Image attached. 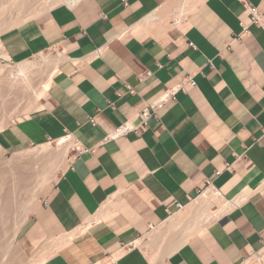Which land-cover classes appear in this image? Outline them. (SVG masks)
Listing matches in <instances>:
<instances>
[{
	"label": "crops",
	"instance_id": "0c3cea01",
	"mask_svg": "<svg viewBox=\"0 0 264 264\" xmlns=\"http://www.w3.org/2000/svg\"><path fill=\"white\" fill-rule=\"evenodd\" d=\"M247 5L264 16V0H81L1 34L4 62H62L33 108L0 129V148L70 138L83 151L20 228L29 259L239 264L263 247L264 28ZM190 76L196 86L159 118L103 142ZM209 183L232 203L227 213L157 259L137 245L190 212Z\"/></svg>",
	"mask_w": 264,
	"mask_h": 264
},
{
	"label": "rangeland",
	"instance_id": "374dc122",
	"mask_svg": "<svg viewBox=\"0 0 264 264\" xmlns=\"http://www.w3.org/2000/svg\"><path fill=\"white\" fill-rule=\"evenodd\" d=\"M39 2L0 0V36L5 31L43 16L56 7L67 5L63 0L40 2L41 5ZM43 55L49 58L48 63H44L42 55L27 60L32 64L28 84L24 83L26 80L23 77L15 74L17 63L0 60V69H4L0 72V129L18 115L33 108L37 102V90L44 86L47 90L51 87L62 59L52 53ZM53 58L58 60L57 64L51 61ZM75 153V145L70 138L61 140L60 144L55 141L51 145L33 146L16 153H7L0 148V264H34L35 260L29 259L19 243V230L39 201L49 193ZM170 221L137 245L151 256L155 257L159 252L162 256L167 255L163 254L162 249L169 228L175 227H170ZM169 234L171 235L167 238L173 236V233Z\"/></svg>",
	"mask_w": 264,
	"mask_h": 264
},
{
	"label": "bare ground",
	"instance_id": "6f19581e",
	"mask_svg": "<svg viewBox=\"0 0 264 264\" xmlns=\"http://www.w3.org/2000/svg\"><path fill=\"white\" fill-rule=\"evenodd\" d=\"M39 1L41 3L42 2L46 3V2H49L50 0L49 1L39 0ZM51 1H55V0H51ZM60 1L61 0H59V2ZM79 1L81 0H65V1L63 0V2H66L69 7L74 6ZM185 1L187 2V0ZM190 11H192L191 8L186 7L185 5L183 10L181 11V14L182 16H186ZM0 46H1V42H0ZM41 55L43 56L44 63H48L50 61L47 56H44L43 54ZM51 61L54 64L58 63V60L56 58H53ZM31 66L32 64L29 61H24V62H20L16 64L15 74L17 76L23 77L24 80H26V82L24 81L25 84H28V81H29L28 74H29V70ZM1 71L3 72L4 69H0V72ZM46 91H47L46 86L36 91L35 95H36L37 101L44 95ZM60 141L61 140H59V144H60ZM47 144L51 145V143H47ZM195 204H196L195 206L192 205L191 211L189 210L190 212L188 213L185 212V213L176 215L173 219H171L173 221H170L171 223L170 227H172V225H174L175 227L173 229L169 228V233H173V236L167 238L168 235H171L168 233L166 237L164 238L165 243L163 245V249L161 248L164 251L163 253L164 255L171 254L172 252L176 251L181 245L186 243V241L189 238H191L197 232L202 230L206 225H208L213 220L227 213L229 209L232 207V203H230L229 201H226L225 199L218 198L216 195L213 194L212 190H208L204 195H202V197H200L195 202ZM159 257H162V253L160 254V252L153 259H157ZM41 260H38V262L35 261L34 264H41L42 263Z\"/></svg>",
	"mask_w": 264,
	"mask_h": 264
},
{
	"label": "built area",
	"instance_id": "2783aa9c",
	"mask_svg": "<svg viewBox=\"0 0 264 264\" xmlns=\"http://www.w3.org/2000/svg\"><path fill=\"white\" fill-rule=\"evenodd\" d=\"M247 9L251 14L252 23L264 28V16L259 12L258 8L252 5H247ZM184 19H185V16H181L180 18H177L175 20L174 24L176 26H179L181 25ZM246 32H247V29L245 27V33ZM190 46L194 47L192 43H190ZM100 54H101V51H97L96 55L100 56ZM151 75L152 73L148 72L146 77H150ZM188 86H192V87L196 86V82L193 76L187 77L185 81H183L182 83H180L179 85L175 87L165 89V91H163L162 95L159 98L149 103L140 112V114L137 117L138 124L133 123V121H129L125 123L119 129H117V131H115L113 134L109 135L106 139H104L103 142L105 143L111 140H115L122 136L128 135L130 133H138L142 127H147L149 125V122L153 118H159L160 111L164 109L170 102L176 101L177 95L182 91H186ZM129 90H130V93L132 94L135 93L134 89H132L131 87H129ZM91 122L93 123V125H95L94 119H91ZM52 142H55V141H49V143H52ZM75 150H76V153L83 152V151H80V148H78L76 145H75ZM227 169H231L230 165H227ZM217 174L220 175L221 173L217 172ZM208 189L212 190L219 198L225 199L223 194L215 187H212L210 183L208 185ZM203 193H201V195ZM233 204L237 205V203H233ZM179 209H183V206L179 205ZM239 264H264V245L259 251L254 252L248 259L243 260Z\"/></svg>",
	"mask_w": 264,
	"mask_h": 264
}]
</instances>
